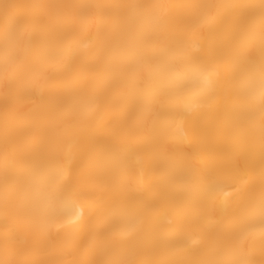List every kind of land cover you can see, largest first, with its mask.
I'll use <instances>...</instances> for the list:
<instances>
[{
    "label": "bare ground",
    "instance_id": "obj_1",
    "mask_svg": "<svg viewBox=\"0 0 264 264\" xmlns=\"http://www.w3.org/2000/svg\"><path fill=\"white\" fill-rule=\"evenodd\" d=\"M262 64L264 0H0V264H264Z\"/></svg>",
    "mask_w": 264,
    "mask_h": 264
},
{
    "label": "snow or ice",
    "instance_id": "obj_2",
    "mask_svg": "<svg viewBox=\"0 0 264 264\" xmlns=\"http://www.w3.org/2000/svg\"><path fill=\"white\" fill-rule=\"evenodd\" d=\"M243 36L242 32L234 33L230 40L227 43H222L220 45H217L216 49H209L208 54H214L217 51H223L228 44L231 42H234L236 40L241 39ZM68 38L64 39L63 41L59 42L57 46L63 44L64 41H66ZM53 46L46 45L42 49V55L46 54L51 50ZM258 75L259 81H260V92L257 96L255 89L253 88V80L254 77ZM215 80L213 79L211 72H206L202 74V92L204 96L207 99L208 103H211L213 99L215 98ZM239 90L240 92L250 101L256 102L258 100L260 106H261V118H264V64H262L257 72L252 73L251 75L245 77L242 79L239 83ZM138 217H133L130 219L128 230L132 231L137 224ZM259 221L260 223L264 224V203L261 205L260 213H259Z\"/></svg>",
    "mask_w": 264,
    "mask_h": 264
}]
</instances>
